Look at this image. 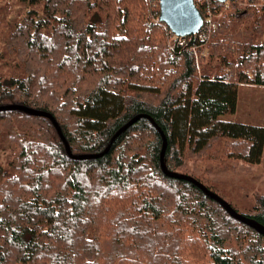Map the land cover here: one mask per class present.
Wrapping results in <instances>:
<instances>
[{
    "label": "trees",
    "instance_id": "obj_1",
    "mask_svg": "<svg viewBox=\"0 0 264 264\" xmlns=\"http://www.w3.org/2000/svg\"><path fill=\"white\" fill-rule=\"evenodd\" d=\"M20 2L34 10L9 36L0 106L51 113L75 155L104 151L146 114L166 136L168 169L210 190L185 167L216 143L226 142L225 158L262 163L264 127L220 118L236 113L242 85L264 87V8L212 0L222 18L207 46L192 39L171 49L159 0ZM0 127L15 156L12 174L0 167V264H264L263 235L163 173L150 120L91 160L70 158L48 118L0 111ZM241 214L264 225V195Z\"/></svg>",
    "mask_w": 264,
    "mask_h": 264
},
{
    "label": "rangeland",
    "instance_id": "obj_2",
    "mask_svg": "<svg viewBox=\"0 0 264 264\" xmlns=\"http://www.w3.org/2000/svg\"><path fill=\"white\" fill-rule=\"evenodd\" d=\"M236 2L241 7L250 6L261 9V13L264 8V0L252 5L247 0H236ZM225 3L228 7L229 2ZM30 10H34V7L25 6L20 0H0V75L10 74L13 62L7 50L9 36L24 21ZM207 12L213 14L211 10ZM40 17H43L42 12L39 14ZM212 17L214 20L215 15ZM220 18H222L221 12L217 13L215 19L219 20ZM253 18L245 19L241 24L238 23L233 29L232 36H236L246 28H252L254 26ZM163 25L165 24L163 23ZM256 37L262 38L259 34ZM207 52L208 50L204 47L202 53H197V64L200 63L201 56ZM220 119L264 127V87L242 85L239 88L236 113L226 114ZM5 134L0 127V167L12 174V163L15 156L5 142L6 139L4 140ZM225 147V141L216 143L204 159L187 161L185 168L204 181L240 213H244L255 206L257 195H264V158L261 164L250 166L225 158Z\"/></svg>",
    "mask_w": 264,
    "mask_h": 264
},
{
    "label": "water",
    "instance_id": "obj_3",
    "mask_svg": "<svg viewBox=\"0 0 264 264\" xmlns=\"http://www.w3.org/2000/svg\"><path fill=\"white\" fill-rule=\"evenodd\" d=\"M220 3H225L228 1L234 0H216ZM160 5V17L159 21L161 23L166 24L169 29L180 37H186L197 34L203 27V16L199 9L196 7L194 0H159ZM0 111H21L27 113L32 116L45 117L52 121L55 126L59 137L63 141L67 154L70 158L74 160H91L98 159L105 156L110 150L114 141L123 134L127 129H129L132 125L138 122L141 119H148L151 123L156 127L157 131L160 133V136L163 140V149L161 153V169L163 173L169 178H175L180 180L188 181L195 186H197L200 190H202L208 197L218 202L224 210L234 219L250 226L255 229L258 233L264 236V225L259 223L258 221L249 218L241 213H239L229 202H227L220 195L215 193L206 187L202 182L198 181L196 178L186 175L180 172L171 171L168 169L165 161V150L167 147V139L163 132V130L156 124L154 119L146 114H140L132 118L129 122L124 124L112 137L109 145L106 149L100 153L94 154H81L75 155L73 154L70 145L58 123L56 118L47 111H42L38 109H34L28 106L19 105V104H10V105H1Z\"/></svg>",
    "mask_w": 264,
    "mask_h": 264
},
{
    "label": "built area",
    "instance_id": "obj_4",
    "mask_svg": "<svg viewBox=\"0 0 264 264\" xmlns=\"http://www.w3.org/2000/svg\"><path fill=\"white\" fill-rule=\"evenodd\" d=\"M196 7L198 6H206L207 9L210 7L212 0H194ZM210 10V9H208ZM203 27L202 29L195 35L180 37L173 33L167 25H164V28L167 30V35L169 38V45L171 49H174L175 46L185 47L188 44V40L192 41V39L200 40L204 42L203 45L207 46L211 32L216 28L215 22L213 20L212 14L207 13L205 17H203ZM193 50L197 52V46H193Z\"/></svg>",
    "mask_w": 264,
    "mask_h": 264
}]
</instances>
